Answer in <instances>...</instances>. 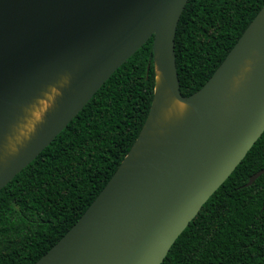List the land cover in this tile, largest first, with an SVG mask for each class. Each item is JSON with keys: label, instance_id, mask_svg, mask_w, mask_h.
Listing matches in <instances>:
<instances>
[{"label": "water", "instance_id": "water-1", "mask_svg": "<svg viewBox=\"0 0 264 264\" xmlns=\"http://www.w3.org/2000/svg\"><path fill=\"white\" fill-rule=\"evenodd\" d=\"M187 1L0 0V190L152 37L155 83L138 136L87 209L33 264H161L264 132V4L208 80L184 96L174 40ZM63 77L53 108L16 153L3 156L24 108ZM170 99L187 110L163 120Z\"/></svg>", "mask_w": 264, "mask_h": 264}, {"label": "trees", "instance_id": "trees-1", "mask_svg": "<svg viewBox=\"0 0 264 264\" xmlns=\"http://www.w3.org/2000/svg\"><path fill=\"white\" fill-rule=\"evenodd\" d=\"M264 0H188L174 52L182 95L198 90ZM155 83L152 37L0 190V264H33L77 221L138 136ZM264 132L161 264H264Z\"/></svg>", "mask_w": 264, "mask_h": 264}, {"label": "bare ground", "instance_id": "bare-ground-1", "mask_svg": "<svg viewBox=\"0 0 264 264\" xmlns=\"http://www.w3.org/2000/svg\"><path fill=\"white\" fill-rule=\"evenodd\" d=\"M248 64L249 62L246 63L247 66ZM248 68L249 66L246 67L244 71L248 70ZM242 71L243 69L241 70V73ZM156 78L158 81L161 79L159 71L156 72ZM238 80L239 77L234 80V88L237 86ZM66 82L67 78L63 77L57 84L49 86L45 91L42 92L40 97L36 98L30 105L24 108V116L20 119L19 123H17L13 127L12 134L7 138V142L3 148V156L16 153L18 147L33 134V132H31L30 135H25L32 128L36 130V128L42 121L37 123L34 119H31L30 113H32V109L35 107L34 114L36 116L44 113V117L45 113L55 105L56 100L60 96L61 89L63 86H65ZM56 91L58 92V94H56ZM185 105V103L170 99L167 104L161 109L162 119L174 120L180 118L187 110V107L185 108Z\"/></svg>", "mask_w": 264, "mask_h": 264}, {"label": "clouds", "instance_id": "clouds-1", "mask_svg": "<svg viewBox=\"0 0 264 264\" xmlns=\"http://www.w3.org/2000/svg\"><path fill=\"white\" fill-rule=\"evenodd\" d=\"M56 94H58V92L56 91ZM187 106L185 105V108H186ZM35 107L32 109V113H30V115H31V119L33 120H35V122H41L42 121V119H43V114L44 113H41L39 116H36L35 114ZM34 128H32V129H30L25 135H30L31 134V132H34Z\"/></svg>", "mask_w": 264, "mask_h": 264}]
</instances>
